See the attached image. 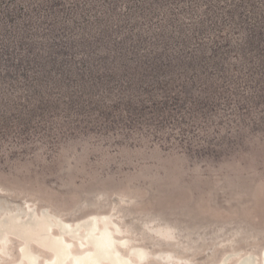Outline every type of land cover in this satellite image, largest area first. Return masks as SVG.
I'll return each instance as SVG.
<instances>
[{
    "label": "rangeland",
    "instance_id": "374dc122",
    "mask_svg": "<svg viewBox=\"0 0 264 264\" xmlns=\"http://www.w3.org/2000/svg\"><path fill=\"white\" fill-rule=\"evenodd\" d=\"M32 206L261 253L264 0H0V217Z\"/></svg>",
    "mask_w": 264,
    "mask_h": 264
},
{
    "label": "bare ground",
    "instance_id": "6f19581e",
    "mask_svg": "<svg viewBox=\"0 0 264 264\" xmlns=\"http://www.w3.org/2000/svg\"><path fill=\"white\" fill-rule=\"evenodd\" d=\"M34 208L26 209L23 214L0 217V264H169L172 261L167 252L153 254L134 244L129 236H122L125 229L120 222L112 220L111 214H94L68 222L47 208L40 213ZM172 232L156 228L152 234L173 243L176 239ZM13 253L18 256L16 261H11ZM179 261L172 264H190ZM219 264H264V249L259 254H227Z\"/></svg>",
    "mask_w": 264,
    "mask_h": 264
}]
</instances>
